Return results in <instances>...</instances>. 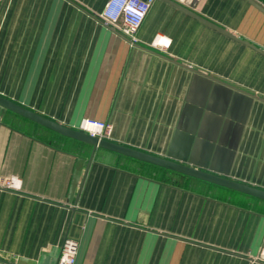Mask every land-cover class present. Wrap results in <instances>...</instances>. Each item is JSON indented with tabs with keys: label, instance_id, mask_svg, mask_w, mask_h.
<instances>
[{
	"label": "crops",
	"instance_id": "crops-1",
	"mask_svg": "<svg viewBox=\"0 0 264 264\" xmlns=\"http://www.w3.org/2000/svg\"><path fill=\"white\" fill-rule=\"evenodd\" d=\"M171 1L236 38L166 0L134 43L100 19L107 0H0V94L264 189V13L247 0ZM6 119L0 107V180L18 184L0 187L10 264H57L66 237L74 264H264L263 199L100 147L88 164L90 144L55 147Z\"/></svg>",
	"mask_w": 264,
	"mask_h": 264
},
{
	"label": "water",
	"instance_id": "water-1",
	"mask_svg": "<svg viewBox=\"0 0 264 264\" xmlns=\"http://www.w3.org/2000/svg\"><path fill=\"white\" fill-rule=\"evenodd\" d=\"M179 9L183 10L184 12H187L188 14L196 17L199 21L202 23L224 33L229 36H233L230 32L222 28L221 26L217 25L216 23L200 16L199 14L192 12L188 10L187 8H184L183 6H180L179 4L171 1V0H166ZM249 1L252 5H254L256 8L261 10L264 13V7L257 3L254 0H247ZM96 18V17H94ZM98 19V18H96ZM259 52L264 54V51L261 49L256 48ZM215 79V78H212ZM219 81V80H218ZM248 95L253 96L252 94L248 93ZM261 99V98H258ZM263 100V99H262ZM264 101V100H263ZM0 107L8 109L20 116H23L41 126H44L50 130H53L61 135L85 142L87 144H90L92 146L91 154L88 160V164L91 161V158L93 156V153L97 147L104 148L122 155H126L144 162H148L175 172H179L182 174H185L187 176L206 181L209 183L216 184L218 186H222L225 188H229L244 194H247L249 196L257 197L260 199L264 200V189L254 186L252 184L235 180L232 178H229L227 176L214 173L208 170H205L203 168H200L198 166H193L191 164L181 162L178 160H174L168 157L164 156H158L155 154H152L150 152L140 150L138 148L130 147L115 141H112L108 138H101L98 136H93L85 131L79 130L74 127L66 126L62 123H59L43 114H40L39 112H36L28 107H25L5 96L0 94Z\"/></svg>",
	"mask_w": 264,
	"mask_h": 264
},
{
	"label": "built area",
	"instance_id": "built-area-1",
	"mask_svg": "<svg viewBox=\"0 0 264 264\" xmlns=\"http://www.w3.org/2000/svg\"><path fill=\"white\" fill-rule=\"evenodd\" d=\"M154 1L155 0H107L99 16L101 20L110 24L114 29L128 37L131 43H134L137 40L136 32ZM159 37L156 43L160 46L169 44V42H165V40L162 39L163 37ZM77 129L101 138H109L112 132V127L109 123L91 118L82 120ZM17 186L18 184L15 178L0 180V187L15 189ZM77 251V240L71 237L64 238L60 246V257L57 264H74ZM10 263L8 259L0 257V264Z\"/></svg>",
	"mask_w": 264,
	"mask_h": 264
},
{
	"label": "trees",
	"instance_id": "trees-1",
	"mask_svg": "<svg viewBox=\"0 0 264 264\" xmlns=\"http://www.w3.org/2000/svg\"><path fill=\"white\" fill-rule=\"evenodd\" d=\"M4 110V117L7 118V119H11L13 118V120H17L19 122H26L28 123L32 128H33V131L31 130V133L32 134H36L40 139L46 141L48 144L52 145V146H55V147H59V144L61 141L63 142H66L67 144H71V146L75 148V146L81 144V145H88L87 143H84L82 141H79V140H76V139H73V138H70V137H67V136H64V135H61L53 130H50L44 126H41L23 116H20L8 109H5V108H2ZM6 119V120H7ZM16 125V124H15ZM35 131V132H34ZM89 146V145H88ZM167 170V169H166ZM171 172V171H170ZM173 172V171H172ZM180 174V173H179ZM181 176H185L189 179H194L193 177H190V176H187V175H182L180 174ZM204 183H207L209 184L210 186H214V187H220V188H223L229 192H232V193H235V194H239L241 196H249V195H246L244 193H241V192H238V191H235V190H232V189H229V188H224V187H221V186H217L215 184H212V183H209V182H205V181H202ZM249 198L251 199H258L256 197H253V196H249Z\"/></svg>",
	"mask_w": 264,
	"mask_h": 264
}]
</instances>
